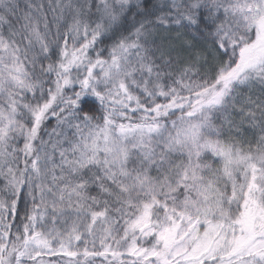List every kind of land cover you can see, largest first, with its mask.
Listing matches in <instances>:
<instances>
[{
    "label": "snow or ice",
    "instance_id": "obj_1",
    "mask_svg": "<svg viewBox=\"0 0 264 264\" xmlns=\"http://www.w3.org/2000/svg\"><path fill=\"white\" fill-rule=\"evenodd\" d=\"M97 260L264 264V0H0V264Z\"/></svg>",
    "mask_w": 264,
    "mask_h": 264
},
{
    "label": "trees",
    "instance_id": "obj_2",
    "mask_svg": "<svg viewBox=\"0 0 264 264\" xmlns=\"http://www.w3.org/2000/svg\"><path fill=\"white\" fill-rule=\"evenodd\" d=\"M98 243V242H97ZM90 246V245H89ZM81 247H83V245H81ZM96 264H101V262L99 260L96 261Z\"/></svg>",
    "mask_w": 264,
    "mask_h": 264
}]
</instances>
